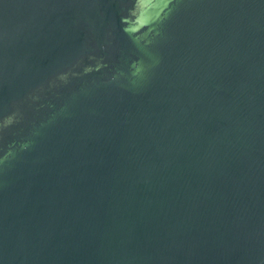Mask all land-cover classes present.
I'll return each mask as SVG.
<instances>
[{
  "label": "water",
  "instance_id": "water-1",
  "mask_svg": "<svg viewBox=\"0 0 264 264\" xmlns=\"http://www.w3.org/2000/svg\"><path fill=\"white\" fill-rule=\"evenodd\" d=\"M0 264H264V0H0Z\"/></svg>",
  "mask_w": 264,
  "mask_h": 264
},
{
  "label": "clouds",
  "instance_id": "clouds-1",
  "mask_svg": "<svg viewBox=\"0 0 264 264\" xmlns=\"http://www.w3.org/2000/svg\"><path fill=\"white\" fill-rule=\"evenodd\" d=\"M4 159H7V157L0 158V163H2Z\"/></svg>",
  "mask_w": 264,
  "mask_h": 264
}]
</instances>
